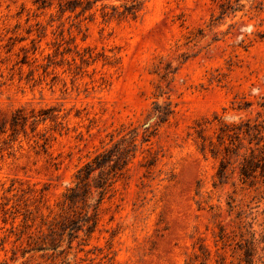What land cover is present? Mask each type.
<instances>
[{"label":"rangeland","instance_id":"rangeland-1","mask_svg":"<svg viewBox=\"0 0 264 264\" xmlns=\"http://www.w3.org/2000/svg\"><path fill=\"white\" fill-rule=\"evenodd\" d=\"M0 264H264V0H0Z\"/></svg>","mask_w":264,"mask_h":264},{"label":"trees","instance_id":"trees-1","mask_svg":"<svg viewBox=\"0 0 264 264\" xmlns=\"http://www.w3.org/2000/svg\"><path fill=\"white\" fill-rule=\"evenodd\" d=\"M101 156L102 155L97 156L94 161L89 162L88 164H86V166L84 167V169H81L80 170L81 175L84 176V177H82L83 179L80 182V184L81 183H84V185L89 184L90 181H91L92 176L99 170V172H100L99 175L100 176H99V180L98 181H99L100 185H98L97 188H99L100 193H103V190H105L104 185H106V183L109 180H111L113 177H115L116 176V173H113L112 174V173H109L108 172V174L109 175L111 174L110 176H112V177H110L108 179H103L102 175H104V173H106L105 172L106 165H102L99 162ZM113 167L111 168L112 171H113ZM78 188H79V186L77 187V189ZM71 192H72L71 194L66 195V197H67L66 203H68V204H69V201H73L72 200L73 197H76L77 196V194H75L76 193L75 189L71 190Z\"/></svg>","mask_w":264,"mask_h":264}]
</instances>
